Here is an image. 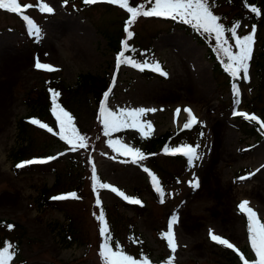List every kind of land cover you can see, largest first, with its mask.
<instances>
[{
    "label": "rangeland",
    "instance_id": "obj_1",
    "mask_svg": "<svg viewBox=\"0 0 264 264\" xmlns=\"http://www.w3.org/2000/svg\"><path fill=\"white\" fill-rule=\"evenodd\" d=\"M134 1V6L143 3L145 8L151 7L147 0ZM19 3L33 5L24 14L40 28L41 34L37 36L20 15L0 9V240L7 242L5 247L12 246L10 252L19 242L17 253L8 264H102L99 246L103 238L94 216L101 210L112 231L109 243L113 248L119 243L138 260L143 255L151 264H165L172 256L173 264H225L235 255V264H244L241 256L254 264L256 257L248 241L246 217L237 206L247 200L264 222V136L243 135L241 128L246 131L250 124L243 128L242 117L232 113L243 111L264 120V69L256 67L257 55L264 52V17L259 10L253 12L243 5L241 9L228 0H210L214 5L211 11L225 27L226 38L227 29L233 25H237L240 37L251 34L255 26L249 78L245 81L234 79L223 68L212 72L213 62L206 59V43L199 44L182 28H173L172 20L141 16L130 26L133 35L129 39L124 29L130 14L118 5H85L83 0ZM39 3H47L54 11H40ZM208 36L216 45L214 35ZM110 37L119 50L123 48L122 41L137 45L132 59L141 65L158 63L167 75L131 65L117 70L116 56L120 51H114L108 43ZM225 46L236 51L235 42L229 41ZM37 59L57 70L37 69ZM224 59L226 64L227 57ZM84 74L103 78L100 95L85 93L82 87L71 92L76 88L77 77ZM50 79L60 82L63 91L57 100L66 102L63 108L69 110L75 127L86 138V147L72 151L71 145L54 142L51 133L32 123L24 137L17 132V120L32 112L37 95H46L52 104V97L45 90ZM233 84L239 89V104H234ZM109 87L112 91L106 107L113 112L156 109L137 117L142 123L151 122L150 131L145 127L142 133L139 128L123 126L127 127L126 133L119 129L105 135L100 119L101 101L97 98L102 95L103 99ZM185 108L192 110L199 121L197 126L203 127V135H199L203 143L197 150L202 159L184 172L180 165L162 164L161 153L156 155L162 169L170 172L167 177L149 167L164 190L161 203L160 194L151 190L147 173L139 164L131 163L130 156L114 150L119 145L110 146L108 141L119 140L138 148L133 140L138 135L151 138L183 129L188 119ZM177 109L181 110L178 115ZM44 123L53 128L50 121ZM190 144L181 140L170 146ZM19 149L23 150V158L16 160L12 153ZM52 156L57 158L47 159ZM33 159L49 163L33 167L25 164L16 169L17 164ZM144 162L150 164L148 159ZM93 167L97 175L95 192ZM56 176L57 183L51 186ZM193 176L200 183L195 190L190 186ZM101 183L139 199L141 205L129 203L111 188H100ZM44 187L49 188L46 196L50 198L73 192L77 198L55 200L54 206L40 207L36 201ZM97 198L102 202L99 206ZM173 214L178 217L174 253L160 236ZM63 229L69 233L63 234ZM209 229L233 243L237 251L213 242Z\"/></svg>",
    "mask_w": 264,
    "mask_h": 264
},
{
    "label": "snow or ice",
    "instance_id": "obj_2",
    "mask_svg": "<svg viewBox=\"0 0 264 264\" xmlns=\"http://www.w3.org/2000/svg\"><path fill=\"white\" fill-rule=\"evenodd\" d=\"M85 5H92L99 2H104L110 5H118L121 9L126 10L130 15L129 19L125 21V33L130 39L133 35L130 31V26L135 23V21L143 17H169L172 19L179 18L183 23L190 24L194 29L200 31L204 34L214 35L217 49L227 57V63L225 64V70L234 79H240L247 81L249 78V60L252 58V45L254 43V33L255 26H253L252 33L240 37L237 35L236 28L237 25H233L232 28L227 29L231 33V36L225 37V27L220 23V17L214 15L211 8L214 6L210 3V0H147V3L151 4V7L145 8V4H140L137 6H131L130 0H83ZM33 5L19 3V0H0V9L6 10L11 13H15L21 16V18L26 22L28 26L36 33L37 36L41 34L40 28L33 22V20L24 14V11L28 8H32ZM39 9L45 13H52L54 9L50 7L47 3H39ZM255 11V9H253ZM32 34L31 32L29 33ZM229 39L234 40L236 51L233 52L231 46H225L229 44ZM123 49L127 50V42L122 41ZM122 65H131L133 67L143 70L145 67H151L153 71L159 72L161 75H167L166 72L160 67L158 63L149 65L145 62L143 65L137 63L131 57L125 56V52L122 50L118 52L116 56V68L117 70ZM35 67L39 70H45L48 72L56 71L52 65L41 63L38 59ZM242 73V76H241ZM113 83L116 81V74H113ZM233 95L236 97L234 99V104H239V89L235 84H233ZM51 91L52 97V108L51 112L55 117L57 126L59 127V139L65 141L67 144L71 145V150L76 151L77 148L86 147V138L79 133L75 125L73 124V117L68 113L63 107L57 103V97L60 95L55 90ZM111 87L103 94V99L100 102V119L102 120L105 135L111 132L118 131L123 126H130L133 128H139L143 133V129L146 127L149 131L152 129L151 122H141L137 117L143 116L147 112H154L156 109H123L119 112H113L106 107V101L109 97ZM180 109L176 110V114L180 113ZM188 115L187 121L183 124V129H190L194 125L198 124L199 121L197 117L193 114L191 109L185 108L183 110ZM232 115L234 117H243L247 121L256 122L261 129H264V120H261L254 114H249L243 111L234 110ZM31 123L38 125L42 129H46L49 133L57 135L53 128L46 123H42L38 119H31ZM203 135V133H201ZM75 141V142H74ZM110 146L119 145V149H114L120 151L121 155H127L131 157V163L142 164L145 160L146 155L139 148L130 147L126 144L121 143L119 140L108 141ZM199 145H180L176 147L165 146L164 152L171 153L173 155L181 154L188 159L189 166H192L195 161L202 159V154L198 153L197 149ZM60 155H63L61 153ZM56 156L48 157L49 160L56 159ZM43 160H29L21 164H17V168H22L25 164H36L43 163ZM91 163V161H89ZM127 162V161H125ZM151 177V182L157 193L160 194V202L163 203L165 196L164 190L161 187L160 180L157 179L156 175H153L148 168L143 169ZM92 180H93V191H96V170L92 169ZM248 177H239V180H246ZM100 188L109 189L116 195L122 197L124 200L132 204H141V201L136 198L129 197L123 191L118 190L116 187H112L107 183H101ZM190 186L193 190L199 188L200 183L197 177L193 176L192 181H190ZM77 198L76 193H70L66 195H58L53 197L56 200H63L66 198ZM101 200L96 199V205H101ZM249 202L247 200L242 201L237 207L240 213H243L246 217V230L248 234V241L252 251L255 254L254 264H264V222H262L257 213L248 206ZM95 218L99 222V233L103 238L100 243L99 255L101 257L102 264H151L150 260L142 255L141 259H136L133 256L127 254L119 243L115 244V247L109 243L112 240L111 232L109 231L108 223L105 219L104 211L101 210L98 215L94 213ZM178 217L173 214L168 221L167 230L160 233L161 239L165 240L169 250L174 253L177 249V244L174 235V225L177 223ZM13 227L12 225L8 226ZM209 237L216 244L223 245L233 251H237L233 243L229 240L222 238L220 235L213 233L209 229ZM11 245L0 249V264H8V261L12 259L14 252H10L9 248ZM174 257L170 256L165 264H173ZM241 259L244 260V264H249L243 256Z\"/></svg>",
    "mask_w": 264,
    "mask_h": 264
},
{
    "label": "trees",
    "instance_id": "obj_3",
    "mask_svg": "<svg viewBox=\"0 0 264 264\" xmlns=\"http://www.w3.org/2000/svg\"><path fill=\"white\" fill-rule=\"evenodd\" d=\"M228 2H232V4L239 5L241 9H244V7H245L246 9H248L250 11H253V9H255V10L260 9L261 16L264 17V0H228ZM134 4H136V2L134 0H130V5L134 6ZM242 5L244 7H242ZM235 8H237V7H235ZM236 17L241 20V17H239L237 14H236ZM168 20H172V22H173L172 27L173 28H176V29L182 28L185 32L190 33L191 36L196 40V42H199V44L200 43H204V44L206 43L205 45H206L207 52H208V54H206V59L210 63L213 62V64L211 65L212 72L218 73L220 68L221 69L223 68V70H225V66H224V64L226 62V61H224L225 57L223 56L222 52L217 49V46L215 44H213L214 41H211L209 39L208 34H204L200 31H197L190 24H187V25L186 24L184 25L183 23L181 24L180 22H182V21L180 19L168 18ZM24 30L25 29H23L22 32H24ZM228 37H230L229 32H227V38ZM229 41H230V43L234 42L231 39H229ZM113 42H114L113 37L108 38V43L114 47V51H118L119 46H114ZM115 42H117V40ZM263 49H264V41H263ZM136 50H138L137 45H136V47H135V45H133V46L128 47L127 50H123V51L125 52V56L133 57L136 54ZM261 59L264 60V52H262L261 54H258L257 59H256L257 60L256 67H258V68L263 67V69H264V65H263L264 63L262 62ZM77 79H78V81L76 82V88L74 89V91L73 90L71 91L72 93H75V91H77V88L80 89V87L83 88V91L85 93L91 91V92L95 93V95L96 94L100 95V93L103 90L102 89L104 87L103 78L100 79L97 77H93L92 75L84 74V75H79L77 77ZM45 90H46V92L49 93L50 96H51L50 90H55L59 94L62 93V91H63V89L60 85V82L58 80H54V79L53 80L50 79V82L46 83ZM100 97L101 96H99L97 99L99 100ZM33 103L36 104V105H33V107L31 106V111H32L31 113H33V114L30 113L29 115L23 116V118L21 117L17 120V125H18L17 132L19 133V135L24 137V134H26V132L28 131L27 127H29V125L31 124L30 120L35 118V119H38L39 121H41L43 123L50 121L53 124L54 132L57 133V135H53L51 133L52 140H54V142H56V141L60 142L61 140L59 139V135H58L60 129L57 126V122L55 120V117L53 115H52V118L50 117L52 104L50 105V102H49V99L47 98V96L45 95L42 97V95H37V97H35V99L33 100ZM57 103L61 107L66 106V102L63 100L62 101L57 100ZM65 110L67 112H69V110H67L66 108H65ZM73 116L75 118L74 113H73ZM241 123L244 125L243 128H245L247 125L250 124L249 129H247L246 131H245V129L241 128V133L243 135H245L246 137L254 136V135L263 136V134H261L260 130L258 129V127L255 123L247 121L245 119H241ZM73 124L76 125L74 120H73ZM125 128H127V127H124V128L121 127L120 128V130L122 131L121 133H126L128 131ZM202 129H203L202 126H197V124H196L190 129L175 130L172 133H171V131H167V132L162 133V135H158V136L151 137V138H150V136L144 137V136L140 135V136L134 137L133 140L135 141V144L138 146V148L141 149V151L145 153V155H146L145 160L148 159V161L150 162V164H148V166L151 167L152 169H155L156 171L160 170V171L164 172L165 175L168 177L170 172L166 171L164 168L162 169V167L158 164L159 160L155 159L156 155L158 153L159 154L161 153V158H162L161 160L163 161L162 164L165 163L168 166H170V165L179 166L180 165V167H179V168H181L180 170L182 171V169H183L185 172L187 169H189L191 167L188 164V159L186 157H182L181 155H178V154H176V155L165 154L164 153L165 146L166 145L170 146L175 141H181L182 140V141H187V142L191 143L190 144L191 146L199 145V147H200L203 143V137H199V135L202 136L201 135V133H203ZM197 150H199V148ZM22 154H23L22 149L15 150L14 153H12L13 157H15L16 160L22 159L23 158ZM47 163H49V161L48 162L46 161V163L43 162V163H40L37 165L43 166V165H46ZM142 163L145 164L144 161ZM139 165L142 166V164H139ZM33 166H36V165L35 164H30V165L28 164V167H33ZM16 169H17V167H16ZM58 178L59 177L56 176V178L54 179V182L51 186L56 185ZM50 188H52V187H50ZM48 189L49 188L46 189V187H44V189L41 190V192L37 196L36 203L38 206H40V207L47 206L48 207V206H54L55 205L56 202L54 201V199L50 198V196H46V194L48 193ZM3 222H5V221H3ZM67 226H68V223L66 224L65 228H67ZM60 230L61 229H59V232H60ZM62 232H63V234H65L66 232L69 233L68 229H63ZM110 232L112 234V231H110ZM72 240L73 239H71L70 242ZM6 244H7V242H5V240L1 239L0 240V249H3ZM18 244H19V242L17 240L16 244L13 245L12 252H14V255H16V253H17L16 249H17ZM126 253L131 254V252H128V251H126ZM233 258L236 259V256L232 255L231 260L229 258L227 261L228 263L225 262V264H235Z\"/></svg>",
    "mask_w": 264,
    "mask_h": 264
}]
</instances>
